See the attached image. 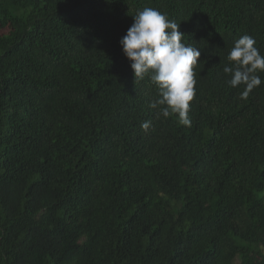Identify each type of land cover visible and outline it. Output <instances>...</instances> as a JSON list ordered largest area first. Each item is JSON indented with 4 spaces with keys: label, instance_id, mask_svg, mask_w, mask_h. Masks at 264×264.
Returning a JSON list of instances; mask_svg holds the SVG:
<instances>
[{
    "label": "trees",
    "instance_id": "obj_1",
    "mask_svg": "<svg viewBox=\"0 0 264 264\" xmlns=\"http://www.w3.org/2000/svg\"><path fill=\"white\" fill-rule=\"evenodd\" d=\"M145 7L201 52L190 126L149 106L158 90L122 52ZM0 14V264H264V72L247 99L223 72L243 35L264 55V0H0Z\"/></svg>",
    "mask_w": 264,
    "mask_h": 264
},
{
    "label": "clouds",
    "instance_id": "obj_2",
    "mask_svg": "<svg viewBox=\"0 0 264 264\" xmlns=\"http://www.w3.org/2000/svg\"><path fill=\"white\" fill-rule=\"evenodd\" d=\"M183 37L184 33L174 20L155 8L145 7L133 15V23L119 44L130 62L135 83L150 74L158 90L157 99L149 106L165 118L176 114L179 123L190 126L189 102L195 96L196 84L194 68L201 52L184 43ZM255 44L253 37L241 36L228 52L229 63L223 68L230 77L227 83L231 87L244 85L241 99H247L253 88L262 83L258 72H264V55ZM141 127L147 131L150 122H144Z\"/></svg>",
    "mask_w": 264,
    "mask_h": 264
},
{
    "label": "rangeland",
    "instance_id": "obj_3",
    "mask_svg": "<svg viewBox=\"0 0 264 264\" xmlns=\"http://www.w3.org/2000/svg\"><path fill=\"white\" fill-rule=\"evenodd\" d=\"M1 15V14H0ZM228 224L233 226L232 230H236L237 228L243 225V216L242 214L236 210L228 220ZM257 247L251 242L242 243V250H255ZM234 264H245V258L243 255L239 254L234 260Z\"/></svg>",
    "mask_w": 264,
    "mask_h": 264
}]
</instances>
